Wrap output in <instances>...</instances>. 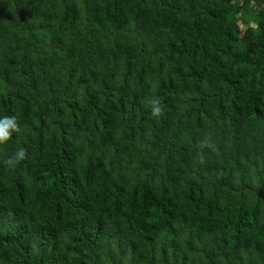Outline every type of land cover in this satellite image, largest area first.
<instances>
[{
    "label": "trees",
    "instance_id": "1",
    "mask_svg": "<svg viewBox=\"0 0 264 264\" xmlns=\"http://www.w3.org/2000/svg\"><path fill=\"white\" fill-rule=\"evenodd\" d=\"M5 116L0 264H264V0H0Z\"/></svg>",
    "mask_w": 264,
    "mask_h": 264
},
{
    "label": "clouds",
    "instance_id": "2",
    "mask_svg": "<svg viewBox=\"0 0 264 264\" xmlns=\"http://www.w3.org/2000/svg\"><path fill=\"white\" fill-rule=\"evenodd\" d=\"M152 104V114L154 116H160L162 114V109L159 106L158 100H153ZM20 132V128L17 124L16 118L14 116H5L0 118V145L7 144V142L12 138L13 133ZM211 146L207 141H203L200 147ZM26 158V150L19 149L12 157L5 160V164L10 167H15L17 163Z\"/></svg>",
    "mask_w": 264,
    "mask_h": 264
}]
</instances>
